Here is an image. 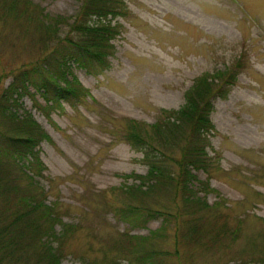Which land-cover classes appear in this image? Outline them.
I'll return each mask as SVG.
<instances>
[{"label":"rangeland","instance_id":"rangeland-1","mask_svg":"<svg viewBox=\"0 0 264 264\" xmlns=\"http://www.w3.org/2000/svg\"><path fill=\"white\" fill-rule=\"evenodd\" d=\"M28 1L68 22L81 2ZM124 2L128 17L115 18L119 27L110 40L107 66L92 73L71 59L66 63V78L75 77L87 91L81 102L53 105L30 86L19 99L17 113L29 112L49 136L35 147L43 167L36 179L45 202L55 201L64 223L77 222L63 241L59 264H108L118 252L109 244L120 232L144 235L163 224L156 214L130 227L113 214L131 200L126 187L137 185V176L148 169L141 152L125 141V128L129 121L148 127L159 110L183 103L184 91L197 76H213L234 63V84L225 97L212 101L213 130L205 146L211 163L193 172L213 189L199 195L208 204L220 199L219 208L237 235L208 247L178 245L173 254L170 218L166 237L154 247L162 250L160 264H264V0ZM67 28L59 25L58 35ZM38 36L23 17L0 9L3 85L13 69L39 55ZM171 201L165 191L142 199L165 212H172ZM127 257L119 255L117 261L133 262Z\"/></svg>","mask_w":264,"mask_h":264},{"label":"trees","instance_id":"trees-1","mask_svg":"<svg viewBox=\"0 0 264 264\" xmlns=\"http://www.w3.org/2000/svg\"><path fill=\"white\" fill-rule=\"evenodd\" d=\"M0 9L23 17V23L35 27L39 35V55L13 69L8 84L0 79V264H59L63 241L77 222L64 223L55 201L45 202V191L36 179L43 167L35 147L42 140L49 141V136L29 112L17 113L19 99L30 86L53 105L81 102L87 91L75 77L66 78L67 61L88 72L102 71L113 49L110 40L118 32L115 18L128 17V10L124 0H81L68 22L66 17L43 14L28 0H0ZM61 24L68 28L59 36ZM237 65L232 72L228 68L213 76H197L184 91L183 103L177 109L159 110L148 127L128 122L125 141L141 152L148 169L146 175L137 176V185L126 187L131 200L113 209V214L130 227L156 214L164 222L144 235L131 234L129 229L120 232V238L109 244L118 252L108 264H120L119 255L133 259L128 264H160L162 250L154 245L166 237L170 218L174 220L173 254L178 245L208 247L236 237L237 230L230 228L227 213L219 208L220 199L208 204L199 195L213 189L193 171H205L211 163L205 146L206 134L213 130L212 101L225 97L234 84ZM162 191L172 195V212L142 202Z\"/></svg>","mask_w":264,"mask_h":264}]
</instances>
